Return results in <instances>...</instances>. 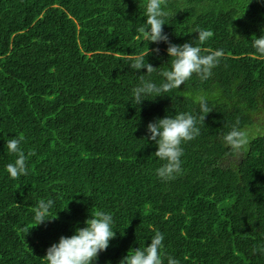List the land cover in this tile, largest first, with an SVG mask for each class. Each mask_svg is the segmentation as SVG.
Wrapping results in <instances>:
<instances>
[{
    "label": "trees",
    "instance_id": "trees-1",
    "mask_svg": "<svg viewBox=\"0 0 264 264\" xmlns=\"http://www.w3.org/2000/svg\"><path fill=\"white\" fill-rule=\"evenodd\" d=\"M147 0H0V264H47L48 248L84 228L91 213H111L116 236L93 264H121L156 231L161 259L180 264H264V0H167L164 34L175 45L223 50L212 76L195 74L162 97L135 103L144 75L159 85L171 69L168 44L148 43L136 29ZM159 48L158 55L154 49ZM157 71L127 65L148 52ZM213 110L200 135L183 143L182 174L162 181L163 161L148 124L178 113ZM239 119L249 134L245 156L229 157L223 136ZM9 138L36 154L12 179ZM53 199L50 222L33 208ZM56 218V219H55Z\"/></svg>",
    "mask_w": 264,
    "mask_h": 264
},
{
    "label": "clouds",
    "instance_id": "clouds-1",
    "mask_svg": "<svg viewBox=\"0 0 264 264\" xmlns=\"http://www.w3.org/2000/svg\"><path fill=\"white\" fill-rule=\"evenodd\" d=\"M166 7L167 0H147L144 11L146 22L136 29L139 34L137 39L142 37L148 43H167V52L171 57V69L160 72L164 80L159 85L146 80L144 75L139 76L140 84L132 90L135 103L138 105L148 100L147 96L162 97L163 94L180 89L186 81L192 78L193 74L202 82L206 81L212 76L213 69L218 65L220 58L224 56L223 50L202 49L199 46L213 36L210 30L199 28L195 30V33H198V44L195 46L192 43L172 44L163 31V26L166 24L165 18L172 15L170 11L165 10ZM252 46L256 53L264 57V35L259 38L253 36ZM153 51L158 55L160 49L156 48ZM149 54L148 50V52L127 55V65L136 71L146 68L147 74L150 75L157 69L146 61ZM199 102V115L181 112L174 117L167 116L148 124L150 139L158 146L154 155L164 162L156 169V174L162 181L175 180L182 174L181 157L184 155L182 144L192 141L201 134L197 125L204 123L207 115L213 111L204 97H200ZM239 124L240 121L237 119L231 130L223 136V142L230 150L227 153L229 157L245 156L247 145L250 142L248 132L241 129ZM21 142L22 138H9L6 143L7 152L16 156L14 162L6 165V171L12 179L27 175V161L36 154L32 150L25 154L21 148ZM54 203L53 199H41L33 208L37 227L54 220L48 218ZM91 217L85 221L86 227L77 228L71 237L62 236L58 243L48 248L43 258L47 264H93L98 254L109 248L110 241L116 236V232L112 230L114 223L112 214L96 211L91 213ZM164 239V235L156 231L149 246L130 250L121 264H162L161 253L164 248ZM257 252H264V245L254 247L253 254ZM167 264H180V261L169 256Z\"/></svg>",
    "mask_w": 264,
    "mask_h": 264
},
{
    "label": "rangeland",
    "instance_id": "rangeland-1",
    "mask_svg": "<svg viewBox=\"0 0 264 264\" xmlns=\"http://www.w3.org/2000/svg\"><path fill=\"white\" fill-rule=\"evenodd\" d=\"M256 121L261 123V124H264V116H262V115L257 116L256 117ZM236 160H238V158H236V159H234L232 161H236Z\"/></svg>",
    "mask_w": 264,
    "mask_h": 264
}]
</instances>
